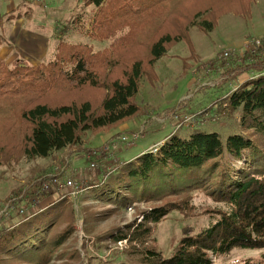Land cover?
Returning a JSON list of instances; mask_svg holds the SVG:
<instances>
[{"label":"trees","instance_id":"1","mask_svg":"<svg viewBox=\"0 0 264 264\" xmlns=\"http://www.w3.org/2000/svg\"><path fill=\"white\" fill-rule=\"evenodd\" d=\"M251 2L83 0L93 10L89 37L108 41L107 46L95 50L64 39L80 25L78 15L53 31L52 58L29 63L18 57L7 63L0 56V165L9 158L47 157L61 149L68 157L80 148L87 132L107 133L136 116L141 110L134 100L140 81L157 80L155 63L171 46L184 40L192 52V26L212 30L225 14L247 15ZM25 14L29 15L16 12L11 19ZM8 45L0 33V48ZM218 66L221 84L255 73L223 96L217 107L221 114L237 116L234 130L223 137L217 131L193 128L186 135H170L156 151L134 160L116 165L106 155L93 160L114 165L92 185L93 192L126 206L134 201L155 203L98 238L105 248L113 244L117 249L124 240L119 250L135 256L128 264H212L236 249L258 254L229 264H264V38L244 53L242 62L230 65L222 59ZM44 177L51 176L29 180L15 194L35 188ZM50 190L48 194L53 193ZM199 196L203 205L195 202ZM42 208L0 231V264H50L56 258L61 259L59 264H75L78 250L59 251L75 231L73 209L63 200ZM172 212L183 218L204 215L207 222L198 229L183 225L181 236L164 256L157 248L154 227ZM59 220L65 226L46 236Z\"/></svg>","mask_w":264,"mask_h":264},{"label":"rangeland","instance_id":"2","mask_svg":"<svg viewBox=\"0 0 264 264\" xmlns=\"http://www.w3.org/2000/svg\"><path fill=\"white\" fill-rule=\"evenodd\" d=\"M16 12H28L29 15L25 14L23 18L12 20L11 17ZM92 14L93 10L84 6L83 0H0V33L10 41V45L0 48V56L7 63H12L18 57L29 63L52 58L56 45L52 38L53 31L64 20L78 15H81L80 25L71 28L64 39L69 42L87 43L95 50L101 49L109 42L93 40L87 33ZM263 38L264 0H252L247 15L228 13L221 16L212 30H200L197 26H192L189 29L192 52L184 40L176 42L156 61L157 80L150 84L145 78L141 79L139 91L134 97L141 107L139 114L107 133L87 132L80 146L89 148L87 151L79 148L66 157L67 150L61 149L47 157L9 158L3 162L0 165V231L17 224L15 220L20 218L18 215L13 218L2 209L14 199L19 200L22 192L19 195L15 193L23 188L27 181L39 175H50L51 177L40 180L48 181L52 186L50 192L53 193H44L32 213L39 210L38 208L41 209L40 206L45 208L59 200H63L66 206L73 209L76 218L75 231L59 251L67 253L78 250L79 256L73 260L75 264H128L135 256H127L121 250L113 248V244L110 248H105V242L99 241L98 238L108 229L136 219L138 210L155 203L134 201L126 206L105 200L104 195L92 191V185L106 172L109 173L114 165L99 162L98 166L90 167L89 159L95 160V157H98L95 153L119 135H135L136 138L134 144H116L114 149L108 151L111 156L109 161L115 162V165L118 162L134 160L144 152H153L155 148L162 146L170 135H186L193 128L217 131L223 137L226 136L237 126L236 115L232 117L228 116L227 112L217 113L215 120L208 118L206 121L200 120L198 124L196 122L204 114H213L220 106L222 97L234 90L241 81L255 76V73L248 72L230 82L218 83L222 71V67L218 66L220 60L224 59L230 65L242 62L244 53L255 48ZM223 52H228L229 55L222 57ZM210 60L215 62L210 65ZM174 109L176 112L180 109L184 112L179 111L178 118L171 119ZM183 114L193 116L192 122H184V118H181ZM164 137L165 140L162 139ZM104 149L100 151L101 156L105 153ZM56 174L57 177H52ZM67 179L78 186L74 194L70 189L63 187V182ZM8 197L11 198L6 201ZM21 199L17 204L24 203V199ZM202 201L201 196L195 198L199 205L204 204ZM26 210L27 213L30 212V209ZM206 222L204 215L183 218L177 212L170 213L154 227L157 248L162 255H168L181 236L183 225L190 224L198 229ZM64 226L65 223L59 220L45 235L59 232ZM257 254L256 250L236 249L229 256L215 259L212 264H229L234 260ZM2 256L4 260H10L7 255ZM60 262L61 259L56 258L50 264Z\"/></svg>","mask_w":264,"mask_h":264},{"label":"built area","instance_id":"3","mask_svg":"<svg viewBox=\"0 0 264 264\" xmlns=\"http://www.w3.org/2000/svg\"><path fill=\"white\" fill-rule=\"evenodd\" d=\"M258 45V43L256 44ZM229 54L228 52H223L222 54V57H227ZM220 58H218L219 60ZM223 106H225V104H223ZM179 111H182V110H179ZM178 113V112H177ZM177 113L173 114L174 116V119L175 117L178 118V115ZM217 113H220L218 111V109L216 108L215 112L213 114H204L201 118H199L196 122V124H198V122L200 120H203V121H206L208 118H211L212 120H215L217 119V116L218 114ZM221 114V113H220ZM184 116L181 117L184 122H189L191 121L192 122V117L193 116H186L185 114H183ZM216 117V118H215ZM190 123V122H189ZM134 138H136L135 135H130V136H123V135H119L117 137H114L112 138L111 140H109V142L107 144H105V146L101 148V150L103 151L104 149V155H106L107 158L111 157L110 154L108 153V151H110L111 149H113L114 145L116 144H123V145H128V144H131L133 143L134 144ZM100 150V151H101ZM157 149L155 148L153 150L156 151ZM98 151V153H95L96 156L100 157L101 156V152ZM108 153V154H107ZM98 157H95V158H98ZM91 161L90 163V167H95V166H98V162L96 161H92V159H89ZM63 187L65 188H68L70 189V192L72 194H74V190L75 189H78V186H75V183L73 181H71L70 179H67L66 181L63 182ZM52 188L51 184L48 182V181H41L39 184H37V186L35 188H27L26 192L28 194V196L25 197V193L22 192L18 199L19 200H13L12 203H9V204H6L2 209L4 211V213L8 214V215H11L13 218H16V216L18 215V217L20 218H17L15 221L16 222H19L21 221L22 219H25L27 217H29V215H31V213L33 212V208L36 206V204L38 203V200H39V197L42 193H45V192H48L50 189ZM79 192H81V190H79ZM24 199V203H21V204H17V201L18 202H21L22 199ZM27 200V203H25V201ZM30 209V212L27 213V210L26 209ZM13 214V215H12ZM23 217V218H22ZM125 241H119L117 243V246L119 249H121L124 245H125Z\"/></svg>","mask_w":264,"mask_h":264},{"label":"bare ground","instance_id":"4","mask_svg":"<svg viewBox=\"0 0 264 264\" xmlns=\"http://www.w3.org/2000/svg\"><path fill=\"white\" fill-rule=\"evenodd\" d=\"M180 110H182V109H180ZM183 111V110H182ZM177 112H179V110L177 111ZM177 112H175V113H177ZM184 112V111H183Z\"/></svg>","mask_w":264,"mask_h":264},{"label":"crops","instance_id":"5","mask_svg":"<svg viewBox=\"0 0 264 264\" xmlns=\"http://www.w3.org/2000/svg\"><path fill=\"white\" fill-rule=\"evenodd\" d=\"M212 131V130H211ZM162 139H164L165 140V137L164 138H162ZM162 139H160V140H162ZM114 149V148H113Z\"/></svg>","mask_w":264,"mask_h":264}]
</instances>
